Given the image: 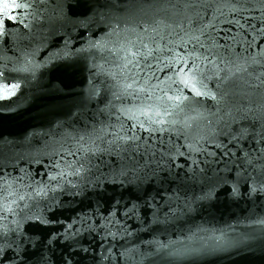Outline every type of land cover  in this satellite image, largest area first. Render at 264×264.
<instances>
[{"label":"snow or ice","instance_id":"1","mask_svg":"<svg viewBox=\"0 0 264 264\" xmlns=\"http://www.w3.org/2000/svg\"><path fill=\"white\" fill-rule=\"evenodd\" d=\"M81 3L89 10L73 21L65 7ZM50 9L48 19L89 33L75 51L105 78L89 89L105 103L30 133L23 152L7 155L14 142L0 139V264H75L90 248L99 250L93 264H156L245 245L253 232L264 240V215L237 222L253 232L230 225L236 235L221 231L211 245L141 235L207 199L194 185L209 172L234 198L242 186L264 196V0H0V101L21 87L6 74L35 80L41 66L35 51L8 56L7 39L27 38ZM54 56H72L67 40ZM37 136L46 139L32 148ZM164 182L172 187L148 192ZM89 193L90 203L64 215L63 196Z\"/></svg>","mask_w":264,"mask_h":264},{"label":"water","instance_id":"2","mask_svg":"<svg viewBox=\"0 0 264 264\" xmlns=\"http://www.w3.org/2000/svg\"><path fill=\"white\" fill-rule=\"evenodd\" d=\"M88 5L69 4L65 7V12L72 17L73 21L83 18L82 14L88 12ZM74 14V15H73ZM54 15L50 9L49 13L33 24L31 34H27L26 29L21 32L27 34V38H8L4 45L7 55L10 57H22L29 52H36L35 61L41 65L37 69L35 80L26 78L23 74L8 73V82H19L21 87L15 96L8 100L0 101V139L14 142L7 146V155L23 152L28 145L22 143L24 138L30 133H45L61 120H68L73 113L79 112L85 116H91L98 107H103L105 97L103 92L100 96H89V89L95 87L97 90L104 88L102 83L104 77H98L92 69L91 59L86 55L76 53V49L85 43V37L89 33L82 28L75 27L72 23H62L55 19H48ZM93 26L92 31H95ZM16 33V26L10 29ZM20 36V33H16ZM3 38H0L2 40ZM65 40L68 41V50L72 56L67 60H58L54 53L64 48ZM91 82V83H90ZM46 137L37 136L32 148H39ZM11 171V168H8ZM15 175V173H13ZM211 179H206L202 184L194 185L195 193L203 195L207 193L208 198L194 204L191 211L179 215L170 224L145 225L149 231H142L144 240H151L153 237L161 243L183 240L188 244V237H192V242L196 245L214 243L215 236H219L221 231L229 236H235L229 226L235 225L238 232H253L251 229L242 228L238 221L246 217L255 218L256 215H264V196L249 197L242 186L239 198L231 195L230 188L222 185L214 173L209 172ZM155 183V182H154ZM172 185L167 182L156 187H150L148 192L155 195L157 188H168ZM119 196L120 193L107 192L106 198L111 195ZM189 195H192L189 192ZM124 199L129 198V193H123ZM94 195L89 193L87 198L71 197L65 195L62 200L65 202L64 215L71 216L84 208L85 204L94 199ZM83 200V204L80 201ZM157 200L163 203L159 197ZM129 225L132 229H138L139 223L133 219ZM257 238L245 245H238L222 251L212 252L198 257H189L181 261H167L156 258V264H264V240L259 239V234L253 232ZM83 247H88L85 240ZM89 249L88 254L83 252L79 256H73L75 264H93L92 256L98 255ZM64 254L63 246L56 249V255Z\"/></svg>","mask_w":264,"mask_h":264}]
</instances>
